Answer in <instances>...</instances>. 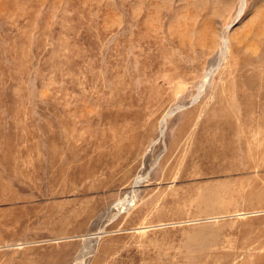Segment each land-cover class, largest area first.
<instances>
[{"label": "rangeland", "instance_id": "obj_1", "mask_svg": "<svg viewBox=\"0 0 264 264\" xmlns=\"http://www.w3.org/2000/svg\"><path fill=\"white\" fill-rule=\"evenodd\" d=\"M0 264H264V0H0Z\"/></svg>", "mask_w": 264, "mask_h": 264}, {"label": "bare ground", "instance_id": "obj_2", "mask_svg": "<svg viewBox=\"0 0 264 264\" xmlns=\"http://www.w3.org/2000/svg\"><path fill=\"white\" fill-rule=\"evenodd\" d=\"M224 49H225L226 51L229 50L228 42H227L226 39H225V42H224ZM209 77H210V73H208V74L205 76L204 81L202 82V84H201L200 87H199V91H198L199 94L195 97V99H198V96L200 95V92L202 91V89H203L204 86L206 85L207 81L209 80ZM167 117H168V115H166V116L163 118V122L166 121ZM162 134H163V133H162ZM139 183H140V181H137V182H136V184H139ZM84 255H85V253H84Z\"/></svg>", "mask_w": 264, "mask_h": 264}]
</instances>
